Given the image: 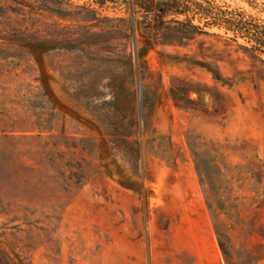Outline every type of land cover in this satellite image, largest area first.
Segmentation results:
<instances>
[{
	"label": "rangeland",
	"instance_id": "obj_1",
	"mask_svg": "<svg viewBox=\"0 0 264 264\" xmlns=\"http://www.w3.org/2000/svg\"><path fill=\"white\" fill-rule=\"evenodd\" d=\"M68 1L83 50L0 40V264H264V0Z\"/></svg>",
	"mask_w": 264,
	"mask_h": 264
},
{
	"label": "trees",
	"instance_id": "obj_2",
	"mask_svg": "<svg viewBox=\"0 0 264 264\" xmlns=\"http://www.w3.org/2000/svg\"><path fill=\"white\" fill-rule=\"evenodd\" d=\"M6 1L0 0V40L24 48L37 64L49 51L83 50L89 39L87 35L93 32L98 22L95 10L68 0H11V4L5 5ZM162 13L165 12L162 10ZM47 18H51L52 23H48ZM222 19L228 29L238 33L257 53L264 54V25ZM211 24L214 25V20L204 22L206 26ZM190 25L197 32H204L200 26ZM79 27L86 28L84 36L76 32ZM129 29L132 30L131 25ZM39 94L43 96L45 93ZM39 103L41 108V101ZM29 126L40 131L48 127L43 124L40 112Z\"/></svg>",
	"mask_w": 264,
	"mask_h": 264
}]
</instances>
